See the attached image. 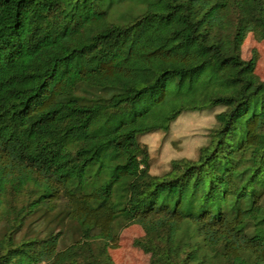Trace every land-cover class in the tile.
<instances>
[{"label":"trees","instance_id":"trees-1","mask_svg":"<svg viewBox=\"0 0 264 264\" xmlns=\"http://www.w3.org/2000/svg\"><path fill=\"white\" fill-rule=\"evenodd\" d=\"M248 32L264 40V0H0V206L34 195L1 214L0 264H115L119 220L142 227L150 264H264V80L241 57ZM79 86L104 98L82 102ZM216 106L197 157L152 175L137 136ZM57 200L80 239L16 242Z\"/></svg>","mask_w":264,"mask_h":264},{"label":"rangeland","instance_id":"rangeland-1","mask_svg":"<svg viewBox=\"0 0 264 264\" xmlns=\"http://www.w3.org/2000/svg\"><path fill=\"white\" fill-rule=\"evenodd\" d=\"M253 55L257 58L255 73L264 80V40L248 32L241 45V57L247 60ZM104 95V92L86 86H79L73 93L82 102H92L104 98ZM221 110V106H216L204 111L183 112L170 123L167 131L155 130L138 135V142L147 148L149 154V172L163 175L170 169L172 160L195 159L199 148L207 144L210 132L216 127L215 114ZM33 198L34 195L21 193L4 199L0 206V235L10 230V221L1 215L2 212L9 211L10 218H13L20 206ZM53 204V209L46 205L26 214L22 225L12 233L15 241L58 234L59 248H63L79 240L78 225L66 216L67 209L62 200ZM113 232L114 239L107 243L106 249L115 264H150L149 255L133 243L144 235L140 225L119 220Z\"/></svg>","mask_w":264,"mask_h":264},{"label":"built area","instance_id":"built-area-1","mask_svg":"<svg viewBox=\"0 0 264 264\" xmlns=\"http://www.w3.org/2000/svg\"><path fill=\"white\" fill-rule=\"evenodd\" d=\"M37 264H45V263L44 262H42V263L40 262V263H37Z\"/></svg>","mask_w":264,"mask_h":264}]
</instances>
